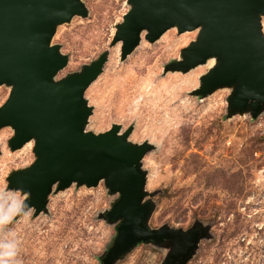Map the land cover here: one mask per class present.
Masks as SVG:
<instances>
[{
    "label": "rangeland",
    "instance_id": "1",
    "mask_svg": "<svg viewBox=\"0 0 264 264\" xmlns=\"http://www.w3.org/2000/svg\"><path fill=\"white\" fill-rule=\"evenodd\" d=\"M87 15L58 24L51 43L68 55L56 79L78 71L107 50L102 71L84 92L92 112L87 130L104 131L119 123L132 127L128 139L147 140L141 167L146 171L145 199L153 202L148 219L186 229L209 226L185 264H264V110L228 114L231 89L192 94L209 60L186 72L164 65L193 40L197 29L165 30L153 42L144 38L124 59L120 42L111 44L115 26L129 9L127 0H82ZM264 31V16L262 17ZM10 86L0 85V104ZM13 129H0V264H101L115 224L102 217L117 198L103 180L87 187H54L46 210L15 218L25 197L7 187V175L34 159L33 141L12 150ZM169 245L139 242L113 264H161Z\"/></svg>",
    "mask_w": 264,
    "mask_h": 264
},
{
    "label": "water",
    "instance_id": "2",
    "mask_svg": "<svg viewBox=\"0 0 264 264\" xmlns=\"http://www.w3.org/2000/svg\"><path fill=\"white\" fill-rule=\"evenodd\" d=\"M129 9L116 24L111 44L120 42L124 59L144 38L153 42L165 30L179 33L197 29L195 38L180 49L164 71L186 72L214 59L199 77L192 94L205 96L219 87L231 89L228 114L264 110V0H127ZM87 15L82 0H0V85L10 86L0 104V129L10 126L12 150L32 140L33 161L11 171L7 187L23 198L15 218L32 208L33 216L46 210L48 195L72 183L96 186L103 180L117 198L102 213L115 224V235L101 256L113 264L139 242L169 245L161 264H185L198 242L209 237V226L166 224L152 228L148 219L153 202L145 199L144 154L147 140L128 139L132 127L119 123L100 132L86 129L92 106L84 92L102 71L108 51L83 64L78 71L56 79L68 62L51 39L58 24L73 15Z\"/></svg>",
    "mask_w": 264,
    "mask_h": 264
},
{
    "label": "bare ground",
    "instance_id": "3",
    "mask_svg": "<svg viewBox=\"0 0 264 264\" xmlns=\"http://www.w3.org/2000/svg\"><path fill=\"white\" fill-rule=\"evenodd\" d=\"M209 60H211V61H212V63H211V64L213 65V63H214V59H209ZM209 60H207V61H209Z\"/></svg>",
    "mask_w": 264,
    "mask_h": 264
}]
</instances>
